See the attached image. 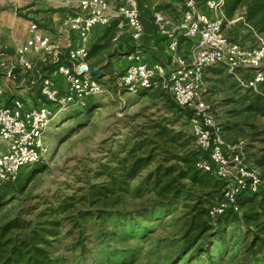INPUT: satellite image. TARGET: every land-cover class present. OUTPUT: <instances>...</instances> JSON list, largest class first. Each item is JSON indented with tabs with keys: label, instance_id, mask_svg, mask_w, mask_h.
<instances>
[{
	"label": "rangeland",
	"instance_id": "374dc122",
	"mask_svg": "<svg viewBox=\"0 0 264 264\" xmlns=\"http://www.w3.org/2000/svg\"><path fill=\"white\" fill-rule=\"evenodd\" d=\"M142 1L147 10L168 16L176 14L182 6L181 0ZM225 34L244 46L257 47L264 41V15L250 24L246 8L240 7L229 19ZM183 43L181 53L187 54L191 46ZM122 52L121 47L109 44L99 54L97 65L103 67L110 61L105 69L108 78L102 80L107 92L91 99L86 108L69 111L52 124L47 132L46 160L26 172L25 187L20 194L5 196L0 227L18 222L22 226L11 234L18 239L30 234L31 229L48 227L45 224L49 220L55 222L53 228L58 236L48 237L52 264H250L247 245L252 235L261 233L264 215L259 227L240 220L215 225L210 231L212 237L200 241L206 243L201 252L187 247L197 234L194 231L195 221H200L197 214L209 211L221 200L217 199L220 191L215 184L194 185L185 181L181 195L171 198L166 207L158 202L152 184L145 185L141 179L122 185L123 189L104 203L91 198L92 189L108 186L111 174L122 173L117 169L131 149L149 141L159 126L168 127L171 137L181 140L166 144L155 139L153 145L145 147L143 156L150 154L155 159L152 165L142 168L141 177H147L159 161L199 148L186 112H171L160 90L136 95L120 90V71L113 65L111 54ZM49 69H43L42 74ZM205 82L212 116L223 129L227 143L244 148L246 163L258 169L264 181V113L251 107L256 95L241 88L221 67L207 70ZM33 87L30 92L35 102L41 98L39 81ZM138 188H142L140 193ZM63 204L73 207L51 219L54 210ZM83 213L87 214V220L78 228L76 224ZM25 222H31L30 228Z\"/></svg>",
	"mask_w": 264,
	"mask_h": 264
},
{
	"label": "built area",
	"instance_id": "2783aa9c",
	"mask_svg": "<svg viewBox=\"0 0 264 264\" xmlns=\"http://www.w3.org/2000/svg\"><path fill=\"white\" fill-rule=\"evenodd\" d=\"M64 2L77 6L64 16L62 24L82 41L81 47L67 53V59L60 44L44 36L37 24L30 27L29 39L12 57L0 56V76L7 83H15L19 74H28L32 86L39 81L41 94L31 106L20 99L8 106L2 101L5 86L0 82V183L15 181L22 169L44 162L52 124L107 92L102 80L88 68L89 43L94 28H110L117 23L130 29L134 43V50L126 55L129 65L118 79L120 90L133 95L164 91L180 108L191 112V132L208 155L197 168L224 183L222 198L210 209L209 217L216 221L228 212L241 216V196L246 191L258 192L263 179L258 169L246 163L244 148L227 143L223 129L216 124L207 100L205 72L221 67L241 88L264 100V41L257 47H247L226 36L225 0H181V8L172 16L153 13L158 35L167 41L172 64H149L140 51L146 31L136 0ZM182 40L191 43L187 54L181 53ZM40 64L51 67V71L37 78Z\"/></svg>",
	"mask_w": 264,
	"mask_h": 264
},
{
	"label": "trees",
	"instance_id": "16d2710c",
	"mask_svg": "<svg viewBox=\"0 0 264 264\" xmlns=\"http://www.w3.org/2000/svg\"><path fill=\"white\" fill-rule=\"evenodd\" d=\"M138 6L142 12L141 18L146 34L157 39L159 35L153 19L154 12L147 10L144 7V2L142 0H138ZM240 7L246 8V18L250 24H255L258 22L259 17L264 15V0H225L224 9L228 21L235 16L236 11ZM161 9L162 8H158V11ZM158 40L160 41L159 38ZM164 40L165 39L163 38V41ZM183 42L185 41L182 40V43ZM100 49H102L101 46L94 47L89 59H91V57H93ZM161 94L167 98L170 111L174 113L180 111L186 112L187 120L189 122L191 112L180 108L173 98H170L171 95L168 93L161 91ZM253 99L251 107H257L258 111L264 113L263 98L256 95ZM171 135L172 131L169 130L168 127L159 126V131L149 141L145 140L135 145L133 149H131L128 157H125L123 160L122 166L117 169V172L122 173L111 174V181L108 182V186L92 189L90 196L91 198L96 199L94 202L104 203V200L110 199L111 195L116 191L122 190V185L134 182L137 179H141L145 185L152 184V191L156 193L158 202L163 207L168 206L171 198H178L181 195V189L185 186L183 184L185 181H190L194 185L215 184L220 191L217 198L220 200L224 191V183L208 173H203L197 168V164L201 159L208 158V155L200 148L186 152L181 156L176 154L172 158L161 160L153 166L154 170L150 172L147 177L140 176L142 168L147 165H152L155 159L150 154H147V156L144 157L142 154L143 149L153 145L155 139L163 140L166 144L170 142L177 143L178 139L179 141L181 140V137L172 138ZM39 164L40 163L22 169L19 177L15 181L0 183V211L6 205L5 196L20 194L25 187L23 179L26 172L31 169L30 167ZM140 190H142V188H138L137 193H140ZM239 205L242 210L241 216L233 212H228L218 220L212 221L209 217L210 210L197 214L200 219V221H195L194 223V231L197 234L188 241L187 247H195L197 253L205 250L206 243L200 244V241L203 239L208 241L210 237H212L210 231L214 230L215 225H219L223 222L240 220L246 225H255L256 227L261 226L262 224H259V222L261 215H264V181L258 192L252 193L246 191L243 193L239 200ZM72 207L73 204H63L61 208L54 210L51 219L56 215L67 213ZM86 220L87 214L83 213L80 220H78L79 224H76L77 227L79 228L82 226L81 224L86 223ZM46 223L47 224L45 225H48V227L41 226L36 229H31L30 234L18 239L13 238L11 234L12 231L21 224L18 222H8L6 225L1 226L0 264H52L53 260L48 248L50 246L48 237H57L58 232H54L53 227L55 226V222L49 220ZM24 225L30 228L31 222H25ZM261 233H264V226ZM261 233H255L252 235V241L247 245V251L250 253L251 257L250 264H264V235H261ZM82 249H84V246H82Z\"/></svg>",
	"mask_w": 264,
	"mask_h": 264
},
{
	"label": "crops",
	"instance_id": "0c3cea01",
	"mask_svg": "<svg viewBox=\"0 0 264 264\" xmlns=\"http://www.w3.org/2000/svg\"><path fill=\"white\" fill-rule=\"evenodd\" d=\"M137 2V0H136ZM77 4H67L64 0H0V56L12 57L16 51L24 46L30 37V27L33 24H37L39 30L44 36L51 38L53 41L60 44L63 52L65 53V59H67V53L72 49H77L82 46V41L78 35L70 28L63 26V19L67 13L73 12ZM160 39V41L158 40ZM158 38L150 37L146 34L142 42L140 49L144 59L149 64L163 63L168 67L171 66L173 58L168 52L167 41H163V37ZM109 44H112L114 48L121 47L124 52L111 54L112 63L119 68L118 75L121 76L128 67V61L126 59V53H130L134 50L133 40L131 37V31L128 27H120L119 24H114L110 28L96 27L93 29L90 37V54L94 47H102L91 59L89 64L93 66L95 70H100L98 76L101 80H106L107 64L103 67L97 65V57L99 54H103L105 48ZM184 44V43H183ZM182 41L180 45L182 46ZM191 46V43H188ZM181 48V47H180ZM120 55H123L120 57ZM49 68L48 66H42L41 64L36 69L37 78L40 75H48L50 69L42 74L43 69ZM51 68V67H50ZM30 75L19 74L15 83H7L5 78L0 76V82L5 86V95L3 97V103L11 105L13 100L20 99L28 105H33L32 95L30 88L34 87L29 82ZM60 83L64 84L65 79L60 78ZM40 92V87L38 89Z\"/></svg>",
	"mask_w": 264,
	"mask_h": 264
},
{
	"label": "water",
	"instance_id": "95a60500",
	"mask_svg": "<svg viewBox=\"0 0 264 264\" xmlns=\"http://www.w3.org/2000/svg\"><path fill=\"white\" fill-rule=\"evenodd\" d=\"M88 68H89L90 72H91L94 76H99V75H100V70H95V69L93 68L92 65H89Z\"/></svg>",
	"mask_w": 264,
	"mask_h": 264
}]
</instances>
